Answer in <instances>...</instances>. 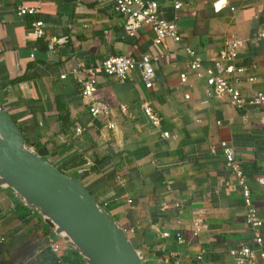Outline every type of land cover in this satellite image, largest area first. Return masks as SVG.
I'll return each mask as SVG.
<instances>
[{
	"label": "crops",
	"instance_id": "0c3cea01",
	"mask_svg": "<svg viewBox=\"0 0 264 264\" xmlns=\"http://www.w3.org/2000/svg\"><path fill=\"white\" fill-rule=\"evenodd\" d=\"M151 1L163 18L176 23L180 44L155 45L148 26L127 36L112 2L0 0V102L27 145L46 149L48 161L80 178L128 231L146 255L145 264H166L174 255L178 264H199L201 251L204 264H237L231 250L257 246L220 143L235 146L264 222V127L258 120L264 107L249 106L244 120L245 111L227 97L209 96L206 75L191 70L186 49L209 69L228 38H241L245 46L235 64L255 80L242 76L237 87L247 99L264 93V39H259L264 0H182L179 10L175 0ZM20 5L40 10L20 16ZM38 21L42 36L33 31ZM143 55L159 56L151 89L139 71L119 79L100 69L109 57ZM80 65L84 71L73 73ZM87 77L98 80L95 96L109 106L107 115H90L79 85ZM144 104L161 117L160 127L145 114ZM166 132L169 138L163 137ZM16 201L12 190L0 189V264H86L68 249L53 253L50 240H58L53 231ZM164 231L181 232L185 242L163 238ZM261 232L264 238V226Z\"/></svg>",
	"mask_w": 264,
	"mask_h": 264
},
{
	"label": "built area",
	"instance_id": "2783aa9c",
	"mask_svg": "<svg viewBox=\"0 0 264 264\" xmlns=\"http://www.w3.org/2000/svg\"><path fill=\"white\" fill-rule=\"evenodd\" d=\"M49 0H39V4L48 2ZM97 1V0H86ZM105 2H112L115 10L124 18V30L129 37H135L139 30L148 26L154 33V43L159 47H165L167 40H172L177 44L182 42L176 23L170 22L161 16L159 5L151 0H102ZM183 6L182 0H175V9L179 10ZM40 7H31L20 5L17 7V13L20 16L36 14ZM33 31L38 36L44 35L43 23L38 21L33 24ZM259 39H264V30L260 33ZM245 42L238 37L228 38L223 48L219 51L215 61L214 68L205 69L203 62L198 58L192 48H187L186 51L191 57L190 68L195 71L199 77L206 75L207 84L209 87L208 95L216 97H227L230 104L236 109L245 111L243 119L247 120L249 117V106L264 107V93H258L251 99H247L242 91L237 87L240 77L246 76V69L244 67L236 66L235 62L239 56L240 51L244 48ZM53 48V43H50ZM159 56L143 55L141 59H135L131 56H117L109 57L102 61L100 69L108 77H115L124 79L132 71H139L142 80L147 89L153 88L155 78L154 62ZM84 71L83 66H79L73 70V73ZM205 71V73H203ZM225 75L230 76L229 78ZM63 76L62 78H64ZM186 74L181 75V80L185 81ZM232 78V79H230ZM247 81L255 80L249 74L246 76ZM81 96L88 108L92 117L97 118L107 115L110 111L109 106L97 100L96 92L98 90V80L93 77L79 79ZM188 98V96H187ZM145 114L155 127H160L161 117L153 110L149 104L143 105ZM260 125L264 127V115L259 119ZM83 129L78 128L77 133L80 134ZM164 138H169L170 133L163 134ZM223 156L225 158L226 166L236 176L238 185L241 191L243 202L245 204V223L253 231V242L257 249H252L248 246L240 249L231 250L230 254L236 258L237 264H258V259L264 261V238L262 236V228L264 226L263 220L259 217L257 209L253 203L252 192L247 184V178L243 171L240 162L237 159V151L235 146L228 142L222 141L220 143ZM260 183L264 184V178L260 179ZM131 203L132 201L129 200ZM200 227L196 224V231ZM128 234V231H126ZM161 236L165 239L175 237L179 243H184V237L181 232L172 233L170 231L162 232ZM50 248L53 253L60 255L67 251V247L63 240H50ZM199 264H204V252L197 255ZM166 264H178L176 255L173 259L166 258Z\"/></svg>",
	"mask_w": 264,
	"mask_h": 264
},
{
	"label": "water",
	"instance_id": "95a60500",
	"mask_svg": "<svg viewBox=\"0 0 264 264\" xmlns=\"http://www.w3.org/2000/svg\"><path fill=\"white\" fill-rule=\"evenodd\" d=\"M31 149L18 123L0 102V189L12 190L86 264H145L124 228L81 182Z\"/></svg>",
	"mask_w": 264,
	"mask_h": 264
},
{
	"label": "rangeland",
	"instance_id": "374dc122",
	"mask_svg": "<svg viewBox=\"0 0 264 264\" xmlns=\"http://www.w3.org/2000/svg\"><path fill=\"white\" fill-rule=\"evenodd\" d=\"M75 178H77V179H79V180H80V178H78V177H75Z\"/></svg>",
	"mask_w": 264,
	"mask_h": 264
},
{
	"label": "trees",
	"instance_id": "16d2710c",
	"mask_svg": "<svg viewBox=\"0 0 264 264\" xmlns=\"http://www.w3.org/2000/svg\"><path fill=\"white\" fill-rule=\"evenodd\" d=\"M30 16V15H29ZM27 144H28V142H27Z\"/></svg>",
	"mask_w": 264,
	"mask_h": 264
}]
</instances>
